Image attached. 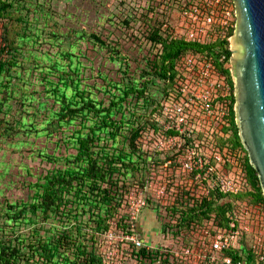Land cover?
<instances>
[{
	"label": "trees",
	"instance_id": "1",
	"mask_svg": "<svg viewBox=\"0 0 264 264\" xmlns=\"http://www.w3.org/2000/svg\"><path fill=\"white\" fill-rule=\"evenodd\" d=\"M12 5L11 0H0V17L8 13ZM147 12L143 14L149 27L145 37L156 49L151 73L163 81V95H166L173 85L176 60L185 53L197 51L206 55L225 74L232 89L228 125L221 130L223 134L217 133L215 136V145L224 157L232 156L233 166L236 162L240 163L244 182L249 187L245 186V189L236 194H229L227 198L221 192H216L210 197L196 198L184 185H175L176 177L169 173L171 169L161 166L165 155L150 146V142L156 140L154 131L156 134L159 129L154 115L159 110L160 100L148 114L135 113L132 110L127 118H124V111L129 109L130 104L124 102L127 97L135 93L137 98H143L142 104L150 102L151 97L146 94L147 82L143 81L139 86L134 81L123 86H116L114 83L113 86L118 87L120 93L114 95L107 106H102V101H97L88 90L80 87L77 78L80 62L73 60L75 53L70 49H60L58 54L66 64L48 58L49 65L45 67L46 73L55 74L58 78L57 81L48 80L54 101L58 103V109L53 111L49 123L53 127H62L75 119L79 120L71 138L74 139L71 143L76 153L64 156L65 165L48 170L41 177L42 181L38 179L31 183L33 190L27 201L6 203V210L0 212L4 216L3 222H0V230L7 226L15 228L19 225H32V229L30 240L25 245L22 242L24 238H17L19 242L12 243L10 238L4 239L0 236V264H103L101 253L105 232L110 228H130L129 213L125 209L129 205L127 192L132 185L135 189H143L142 186L148 185L151 180L161 183L163 179H169L167 191L172 195L163 205L169 219H166L161 231L174 237L183 234L184 241H187V236L195 228L208 225V221L213 218L224 217L226 211L234 208L237 201L264 206V196L257 173L250 165L246 151L240 143L234 120V91L229 69L231 51L228 39L233 34L234 27L229 28L224 37L202 44L173 36L169 30L163 28L165 19L152 18V7H148ZM91 35L101 45L105 44L99 36ZM18 49L13 41L4 43L0 48V76L6 73L8 77V80H0V90L5 95L0 99V106L8 96L6 82L10 81L8 73L11 66L17 63L13 53ZM6 53L11 54L9 58L3 57ZM145 73L148 72L144 71V75ZM136 104L137 101L133 105ZM117 111L122 115L118 119L112 117ZM126 124L127 127L124 126ZM123 128L127 129V133L122 131ZM152 128L154 131H151ZM85 129L87 131L84 132ZM118 136L127 142L126 149L113 142L111 151H108V141L115 140ZM101 140L103 142L99 144ZM127 168L137 174L130 182L121 178L127 174ZM115 173H119L117 178L113 177ZM119 180L123 181L118 184ZM147 200L152 201L150 196ZM67 205L69 206L66 207ZM85 212L97 223L94 227L96 233L89 236L93 246L90 250H87L84 243L75 244L71 230L75 228L81 234L80 228L87 225V220L80 219ZM49 218L59 219L63 229L56 230L59 227L56 225L47 228L37 225L39 221L45 223ZM112 223L114 227H111ZM135 223L139 233L140 228L137 222ZM137 256L140 262L138 264H141L148 256V251L142 247ZM233 259L236 261L238 256Z\"/></svg>",
	"mask_w": 264,
	"mask_h": 264
},
{
	"label": "rangeland",
	"instance_id": "2",
	"mask_svg": "<svg viewBox=\"0 0 264 264\" xmlns=\"http://www.w3.org/2000/svg\"><path fill=\"white\" fill-rule=\"evenodd\" d=\"M11 1L10 11L0 17V48L4 43L13 41L19 49L13 53L17 63L11 66L8 73V96L0 106V212L6 210L7 202L27 201L33 190L31 183L38 179L42 181L41 177L48 170L65 165L64 156L76 153L71 143L74 139L71 138L79 120L62 127H53L49 123L53 111L58 109V103L54 101L48 80L57 81L58 78L55 74L46 73L48 58L65 65L66 61L58 51L72 50L76 56L73 60L80 62L77 74L80 87L88 90L97 101H102V106H107L111 98L120 93L114 83L123 86L134 81L139 86L146 81L150 102L143 105V98H137L135 93L127 97L124 102L130 104L129 109L124 111V118L132 110L148 114L154 104L162 100L163 81L151 73L156 49L145 37L149 27L143 14L148 13V7H152V18L165 19L172 26L179 23L176 4L170 0L167 3L164 0ZM91 34L99 36L105 44L98 43ZM10 55L6 53L3 57L9 58ZM144 71L148 73L144 75ZM0 80H8L6 73L0 76ZM1 97L5 95L0 90ZM135 101L138 104L133 105ZM121 116L117 111L112 117L118 119ZM122 131L127 133L126 128ZM102 142L99 141V144ZM113 142L126 149L127 142L118 136L108 141V151H111ZM143 173L145 175V169ZM118 174L113 177L117 178ZM136 175L127 168V174L121 178L130 182ZM122 181L119 180L118 184ZM147 187L153 193L156 185L148 183ZM140 189L135 190L132 185L128 192ZM147 195L150 196V193ZM150 199L152 201L147 200V205L140 210L134 228L137 222L142 240L161 247L170 240L161 231L164 222L169 219L163 208L166 201ZM125 209L128 210V207ZM3 218L0 214V222ZM80 219L87 220V225H82L81 234L71 228L75 244L84 243L87 250L93 249L89 236L96 233L94 227L97 223L88 212ZM37 225L45 228L56 225L59 226L56 230L63 229L57 218H49L45 223L39 221ZM111 225L114 227V223ZM31 229L32 225L7 226L0 230V236L10 238L12 243L19 242L17 238H24L22 242L25 245L30 240ZM180 237L172 240H181ZM26 249L27 246L24 247Z\"/></svg>",
	"mask_w": 264,
	"mask_h": 264
},
{
	"label": "built area",
	"instance_id": "3",
	"mask_svg": "<svg viewBox=\"0 0 264 264\" xmlns=\"http://www.w3.org/2000/svg\"><path fill=\"white\" fill-rule=\"evenodd\" d=\"M170 1L176 4L179 23L172 26L163 20V28L173 36L205 44L224 37L234 27L232 0ZM174 68L173 85L166 95L162 94L154 115L158 133L151 130L156 140L150 146L165 155L161 166L170 168L169 173L176 177L175 185H184L196 198L216 192L227 198L249 187L240 163L233 166L232 156L224 157L215 145V136L223 134L221 130L228 125L232 89L225 74L197 51L182 55ZM168 182L169 179L161 183L151 180L149 184L156 185L153 193L147 185L129 192L130 228H110L105 232L103 264H138L137 253L142 247L148 256L141 264H264V206L247 201H237L224 217L195 228L187 241L183 234L174 237L167 233L163 235L170 240L161 247L146 244L134 228V221L147 205V193L152 199L170 198ZM178 237L181 240H172Z\"/></svg>",
	"mask_w": 264,
	"mask_h": 264
},
{
	"label": "water",
	"instance_id": "4",
	"mask_svg": "<svg viewBox=\"0 0 264 264\" xmlns=\"http://www.w3.org/2000/svg\"><path fill=\"white\" fill-rule=\"evenodd\" d=\"M230 75L238 137L264 196V0H232Z\"/></svg>",
	"mask_w": 264,
	"mask_h": 264
}]
</instances>
